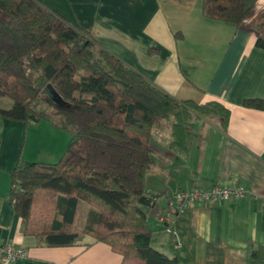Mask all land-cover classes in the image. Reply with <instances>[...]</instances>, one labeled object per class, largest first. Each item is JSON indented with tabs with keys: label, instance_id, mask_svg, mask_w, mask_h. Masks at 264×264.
<instances>
[{
	"label": "crops",
	"instance_id": "0c3cea01",
	"mask_svg": "<svg viewBox=\"0 0 264 264\" xmlns=\"http://www.w3.org/2000/svg\"><path fill=\"white\" fill-rule=\"evenodd\" d=\"M35 1L89 32L96 43L174 98L217 100L230 110L225 128L217 118L196 117L186 155L168 148V123L157 131L154 126L153 166L145 187L167 196L158 198L163 206L179 189L207 190L215 184H237L254 196L195 204L176 216L171 232L157 218L147 222L151 246L180 264H204L208 241L224 246V264H246L251 246L264 245V109L243 105L245 99H264V46L256 44L264 0H257L239 26L204 17L200 0ZM70 138L49 121L24 124L0 118V242L25 251L13 264L121 263L120 254L89 235L66 246L41 244L24 234L22 219L12 210L10 171L18 160L55 163Z\"/></svg>",
	"mask_w": 264,
	"mask_h": 264
},
{
	"label": "trees",
	"instance_id": "16d2710c",
	"mask_svg": "<svg viewBox=\"0 0 264 264\" xmlns=\"http://www.w3.org/2000/svg\"><path fill=\"white\" fill-rule=\"evenodd\" d=\"M200 1L204 17L235 26L257 2ZM262 18L258 46H264V13ZM48 85L61 101L52 99ZM3 98L12 104L0 106V118L49 121L71 137L57 162L18 160L10 171L8 199L25 235L51 246L89 235L120 254V264H180L151 246L147 218L159 219L169 201L163 206L158 198L165 194L145 187L153 166L152 130L167 121L168 148L186 155L196 117L217 118L225 128L230 110L223 103L174 98L35 0H0ZM243 105L264 109V99H245ZM79 201L90 206L81 227ZM204 264H224V246L208 241ZM246 264H264V245L251 246Z\"/></svg>",
	"mask_w": 264,
	"mask_h": 264
},
{
	"label": "built area",
	"instance_id": "2783aa9c",
	"mask_svg": "<svg viewBox=\"0 0 264 264\" xmlns=\"http://www.w3.org/2000/svg\"><path fill=\"white\" fill-rule=\"evenodd\" d=\"M254 194L240 185L215 184L211 188L204 190L199 187L179 189L174 196L169 199L167 207L159 217V222L167 232L172 231V224L177 215L183 214L189 207L195 204H215L223 201H241ZM25 256V251L20 247H15L11 243L0 242V264H13V262Z\"/></svg>",
	"mask_w": 264,
	"mask_h": 264
},
{
	"label": "rangeland",
	"instance_id": "374dc122",
	"mask_svg": "<svg viewBox=\"0 0 264 264\" xmlns=\"http://www.w3.org/2000/svg\"><path fill=\"white\" fill-rule=\"evenodd\" d=\"M11 104H12V102L9 98H3L0 101V106L3 108H8L11 106ZM166 123H167V121H165V120L158 121L155 125V130L157 131L160 127L164 128ZM87 207H88V205L84 201L80 202V206L78 208L79 216H78L77 221H76L78 226L83 225V220H84V217L86 215L85 212H86Z\"/></svg>",
	"mask_w": 264,
	"mask_h": 264
},
{
	"label": "water",
	"instance_id": "95a60500",
	"mask_svg": "<svg viewBox=\"0 0 264 264\" xmlns=\"http://www.w3.org/2000/svg\"><path fill=\"white\" fill-rule=\"evenodd\" d=\"M49 93L54 101H61L60 97L57 96L56 92L53 90L51 86L48 85ZM46 91V89H45Z\"/></svg>",
	"mask_w": 264,
	"mask_h": 264
}]
</instances>
